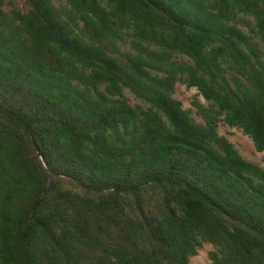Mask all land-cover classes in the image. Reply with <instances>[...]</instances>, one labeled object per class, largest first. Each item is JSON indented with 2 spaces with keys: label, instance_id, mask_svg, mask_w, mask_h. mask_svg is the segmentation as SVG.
<instances>
[{
  "label": "trees",
  "instance_id": "obj_1",
  "mask_svg": "<svg viewBox=\"0 0 264 264\" xmlns=\"http://www.w3.org/2000/svg\"><path fill=\"white\" fill-rule=\"evenodd\" d=\"M23 2L0 0V264H191L203 243L264 264V169L218 134L264 151V0Z\"/></svg>",
  "mask_w": 264,
  "mask_h": 264
},
{
  "label": "rangeland",
  "instance_id": "obj_2",
  "mask_svg": "<svg viewBox=\"0 0 264 264\" xmlns=\"http://www.w3.org/2000/svg\"><path fill=\"white\" fill-rule=\"evenodd\" d=\"M51 3L56 6H64L66 4L65 0H50ZM4 10L24 8L23 0H3ZM250 18V17H249ZM251 19V18H250ZM244 30L247 31V28L242 26ZM131 37L124 34L123 40L117 42V48L120 52L129 51ZM116 55V54H115ZM117 56V55H116ZM118 57V56H117ZM264 57V52H263ZM176 59L187 60L185 56L177 55ZM125 96L128 98L130 105L132 106H144L143 102L136 98L130 90H124ZM197 94V89L194 87L186 88L185 85L181 82H177L174 86L172 96L179 100L184 109L190 110L191 118L199 124H203V120L196 115L195 108L191 105V101ZM198 99L204 105L207 102L201 97L198 96ZM218 134L225 136L238 151V153L245 158L247 161L259 165L264 169V151L257 152L254 148L252 140L245 135L240 128L237 127H228L223 123H220L218 126ZM212 249V246L209 243H203L200 248L197 250V254L190 258L191 264H213L208 257V252Z\"/></svg>",
  "mask_w": 264,
  "mask_h": 264
}]
</instances>
